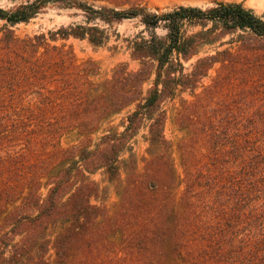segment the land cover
<instances>
[{
    "label": "trees",
    "instance_id": "16d2710c",
    "mask_svg": "<svg viewBox=\"0 0 264 264\" xmlns=\"http://www.w3.org/2000/svg\"><path fill=\"white\" fill-rule=\"evenodd\" d=\"M93 1L115 7L28 0L0 8V264H264V16L237 3L159 14L140 0ZM50 4L83 11L86 24L16 35L13 27ZM126 19H140L149 33L129 43L137 71L122 65L96 83L98 65L57 44L101 46L105 30L93 22ZM188 26L200 30L189 34ZM204 47L215 53L187 72ZM184 91L195 99L177 117L189 133L179 145L180 175L161 107ZM131 106L125 131L92 145L101 126ZM143 122L149 158L123 181L120 154ZM68 136L80 144L64 147ZM100 170L119 186L113 214L91 204L101 189L90 176Z\"/></svg>",
    "mask_w": 264,
    "mask_h": 264
},
{
    "label": "rangeland",
    "instance_id": "374dc122",
    "mask_svg": "<svg viewBox=\"0 0 264 264\" xmlns=\"http://www.w3.org/2000/svg\"><path fill=\"white\" fill-rule=\"evenodd\" d=\"M28 0H0V8L10 10L14 7L25 4ZM93 5L96 8L100 7H115L113 4L107 1H93V0H81ZM141 5L145 7L150 13L164 14L170 12L178 7H197L203 10H207L216 7L220 3H237L242 4L246 9L254 11L258 16H264V0H140ZM130 6H124L121 9H128ZM86 14L79 9H63L57 4L48 5L42 13L32 19L29 23L19 24L12 29L16 35L24 37H32L40 34H48L55 32L60 28H70L77 25L86 24ZM101 29L105 30L107 40L101 46L92 45L87 39H75L70 38L66 41H58L57 44H65L67 47L71 46L77 55V59L80 63H84L88 60H92L99 67V73L92 77L96 83H103L112 78L114 70L122 65H127L129 71H137L140 68V64L134 61L131 57V49L129 46L136 36L142 34L145 37L149 36V33L145 30V26L141 23L140 19H126L120 24L107 25L100 21H95ZM5 22L0 21V37L2 36V30ZM189 34L195 33L200 28L187 27ZM157 34L164 36L163 29H158ZM215 47H204L200 53L192 58L188 63H185L187 72L191 71L194 63L201 58L213 55L215 53ZM215 71L213 70L210 77L204 79L197 89L196 93H200L203 88L211 83L212 77H214ZM151 87V82H148L144 86V91L147 92ZM194 95L190 92H181L173 98L167 99L161 109L166 115L164 134L166 140L170 143L169 154L174 162L175 170L178 174H182V158L179 145L182 141L188 139L189 133L187 130L180 129L177 123V117L179 111L182 109L183 103H190L194 100ZM135 111V106H131L111 117L106 121L98 131V133L92 136V145H96L103 136L110 132L123 133L127 126V118ZM126 123V124H125ZM149 130L150 122H143L140 124L137 132L134 133L129 141L127 147L120 154L118 161L121 169L122 180L127 178L128 171L135 165L139 172L144 171L145 159L149 158ZM80 139L72 136H68L62 140L64 147H72L79 145ZM92 180L97 182L101 189V194L98 197L91 199V204L95 206L105 205L108 208V212L112 213L116 209V204L120 201V195L118 194V183L109 179L105 170H100L90 176ZM183 185L180 184L175 189L177 197L181 194ZM43 198L47 194V190L41 191Z\"/></svg>",
    "mask_w": 264,
    "mask_h": 264
}]
</instances>
